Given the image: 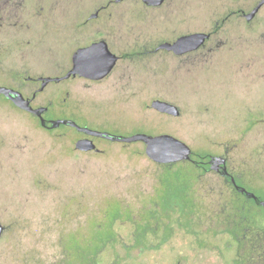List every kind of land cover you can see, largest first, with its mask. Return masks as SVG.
<instances>
[{
  "label": "rangeland",
  "instance_id": "obj_1",
  "mask_svg": "<svg viewBox=\"0 0 264 264\" xmlns=\"http://www.w3.org/2000/svg\"><path fill=\"white\" fill-rule=\"evenodd\" d=\"M225 1L167 0L163 9L144 7L137 0L115 5L114 14L105 18L122 31L112 40L113 50L118 54L132 52V56L119 61L102 81L73 79L63 83L69 93L52 83L37 95L34 104L51 105L46 112L51 119L68 116L81 125L122 136L167 132L196 152L230 147L236 161L247 160L259 144L262 133L257 131L264 130L259 109L264 93V67L260 62L264 58V7L250 25L234 23L216 34L214 38L222 43L210 53L179 58L167 50L147 51L184 33L210 31L218 17L215 12L224 8ZM231 1L226 3L229 8ZM257 1L246 0L242 6H253ZM83 3L87 6L89 0ZM71 5L77 7V1ZM233 18L242 23L240 17ZM215 56L218 59H210ZM206 58L209 60L196 63ZM0 83L17 84L2 73ZM23 92L32 96L33 90L24 86ZM156 98L177 104L181 114L172 116L153 109L151 103ZM61 132L73 136L79 133L68 126L45 129L33 114L0 94V219L5 225L0 237V264L62 262L65 235L88 231L97 221L107 231L111 216L106 213L120 206L113 201L132 204L139 211L155 191L157 198L167 194L160 184L162 178L175 187L179 184L177 175L165 172L164 165L146 154L142 141L101 139L103 152L83 153ZM261 136L264 139V132ZM216 182L214 175L204 176L205 188ZM142 213L144 218L148 212ZM114 229L119 242L109 243L101 252L104 264L112 263L118 255L125 257L122 247L134 242L132 221L117 220ZM179 230L162 244L163 249L198 250L203 254L200 264H222L215 252L198 249L195 238ZM98 235L93 233L90 238ZM66 240L70 247L76 242L81 252L87 249V238ZM217 241L223 246L226 238ZM134 262L130 255L125 264Z\"/></svg>",
  "mask_w": 264,
  "mask_h": 264
},
{
  "label": "flooded vegetation",
  "instance_id": "obj_2",
  "mask_svg": "<svg viewBox=\"0 0 264 264\" xmlns=\"http://www.w3.org/2000/svg\"><path fill=\"white\" fill-rule=\"evenodd\" d=\"M75 1H77V7L71 5ZM124 1L89 0L86 6L83 0H0V73L11 77L17 83L0 84L21 91L27 98L32 99L34 107L47 108L44 112L46 125L42 124L40 116L27 111L36 117L43 128L59 130L62 126H68L78 130L76 126L65 123H61L58 127H51L53 119H75L68 116L48 118L46 112L51 105L34 104L40 92H43L50 84L56 83L63 92L69 93L67 84L63 83L73 79H85L90 82L102 81L111 75L119 61L132 56V52L118 54L113 50L112 40L122 35V31L118 30L114 23L105 21L108 15L114 14L115 5ZM137 1L144 7L153 9H163L167 2L164 0L160 5H151L144 0ZM233 1L229 3V8L226 4L228 0H226L224 8L215 12L218 17L212 23L213 28L210 31L201 30L180 35L196 32L208 33L210 36L198 48L177 54L173 50L160 47L165 42L176 41L180 37L178 36L175 39L164 40L153 45L147 51L156 53L160 50H167L179 58L212 52L215 46H220L222 43L214 38L216 34L234 23L250 25L264 7L263 4L256 15L248 19L247 15L261 0L249 7L242 6L246 0L239 3ZM235 15L242 19V23L234 21L233 16ZM102 40H105L110 50L119 56L117 64L106 77L92 79L80 74H71L68 78H63L73 69L74 55L80 48ZM215 58L217 57L210 59ZM184 60L182 59L181 62ZM204 60H209V58L200 59L196 63ZM260 62L263 68L264 58ZM45 78H52V80L41 90ZM54 78L62 79L55 80ZM24 86L33 90L32 96L23 92ZM11 102L14 104L13 101ZM260 104L261 121L264 123V93L261 95ZM245 130L251 131L250 128H245ZM78 132L75 136L66 132L61 133L69 137L71 142L73 141L77 151L83 153L103 152L101 139L116 141L80 130ZM257 132L263 134L264 130ZM260 136L257 139L259 144L249 152L247 160L245 157L236 161L231 148L227 147L214 152L200 153L193 149L191 159L159 163L164 165L165 172L170 171L179 177L177 187L168 182V179L162 178L160 184L165 186L167 194L157 198L155 191L152 197L142 203L143 208L139 211H135L132 204L125 205L119 201H113L119 203L118 210L123 212L120 218L116 219L113 224L108 222L107 231H104L103 223L97 221L88 231L67 233L66 239L69 237H76L79 240L82 237L87 238V249L81 252L76 242L70 247L65 239L64 259L56 264H104L99 257L101 252L109 243L119 240V235L114 229L117 220H130L135 224L134 242L131 246L122 247L125 257L118 255L109 264H125L130 255L136 264H200L199 256L203 254L200 255L198 250L189 253L184 249L180 251L163 249L162 244L168 243L180 231L179 229H184L195 238L198 249L215 252L217 256H220L223 260L222 264H264V139ZM83 138L91 139L95 144L94 148L78 149L77 141ZM214 157H219L218 163L213 162ZM208 174L214 175L217 182L212 187L205 188L204 176ZM214 196L216 198H213ZM111 203L105 208L107 209ZM143 210L148 212L144 218ZM97 225L101 226V229L97 230L95 228ZM93 233L99 234L97 237H105L108 240H105L104 244L103 242L97 243L90 238ZM219 237L226 238L223 246L218 244ZM156 238H158L157 242ZM145 255H147L146 258ZM209 264L220 263L216 261Z\"/></svg>",
  "mask_w": 264,
  "mask_h": 264
},
{
  "label": "water",
  "instance_id": "obj_3",
  "mask_svg": "<svg viewBox=\"0 0 264 264\" xmlns=\"http://www.w3.org/2000/svg\"><path fill=\"white\" fill-rule=\"evenodd\" d=\"M144 1L151 5H160L164 0ZM263 4L264 0H261L253 11L247 15L248 19H252ZM209 36L210 35L205 32L186 34L180 36L174 42H165L160 47L173 50L177 54H182L198 48ZM118 60L119 56L110 50L109 45L105 40H102L90 46L80 48L74 55L73 69L63 78H68L71 74H80L81 76H85L87 78L102 79L113 70ZM54 79L60 80L62 78ZM50 80H52V78L44 79L41 90ZM0 94L13 101L19 108L40 116L43 125L47 124V120L44 117V112L47 108L34 107L32 99L27 98L21 91L0 84ZM151 106L159 112L167 113L173 116H179L181 114V109L178 105L160 98L154 99ZM51 123V127H58L61 123L70 124L72 126H76L78 130L87 134L103 136L116 141L128 143L142 141L145 143L146 154L157 163H170L188 160L192 158L193 154V148L187 142L167 132L159 134L138 132L129 136H122L111 134L108 131L93 129L89 126L80 125L72 119H53L51 120ZM94 146L95 144L93 141L88 138L79 139L76 144V147L81 150H90L94 148ZM214 161L218 163L219 157H214L213 162ZM4 230L5 225L0 219V237L4 233Z\"/></svg>",
  "mask_w": 264,
  "mask_h": 264
},
{
  "label": "trees",
  "instance_id": "obj_4",
  "mask_svg": "<svg viewBox=\"0 0 264 264\" xmlns=\"http://www.w3.org/2000/svg\"><path fill=\"white\" fill-rule=\"evenodd\" d=\"M186 166H187V165H186ZM163 181H164V180H163ZM108 207H109V206H108ZM122 214H123L122 211H119L118 209H116V211H114V212H111V213H108V212H107L106 215H110V216H111L110 223L113 224V222H114L116 219L120 218V216H121ZM111 224H110V226H111ZM95 228L98 230V229H101V226L97 225ZM105 240H108V238H105V237H103V238H100V237H95V238H93V241H96L97 243H102V242H103V244H104V241H105Z\"/></svg>",
  "mask_w": 264,
  "mask_h": 264
}]
</instances>
